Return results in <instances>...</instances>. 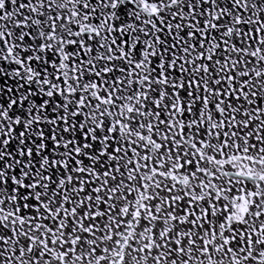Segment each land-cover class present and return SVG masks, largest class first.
<instances>
[{
  "label": "snow or ice",
  "instance_id": "obj_1",
  "mask_svg": "<svg viewBox=\"0 0 264 264\" xmlns=\"http://www.w3.org/2000/svg\"><path fill=\"white\" fill-rule=\"evenodd\" d=\"M0 264H264V0H0Z\"/></svg>",
  "mask_w": 264,
  "mask_h": 264
}]
</instances>
